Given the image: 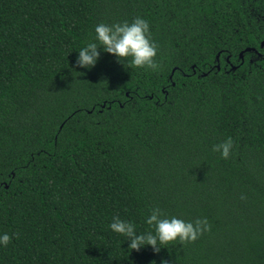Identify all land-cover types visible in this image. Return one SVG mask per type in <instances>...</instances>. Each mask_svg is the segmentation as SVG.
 Returning <instances> with one entry per match:
<instances>
[{
  "label": "trees",
  "instance_id": "obj_1",
  "mask_svg": "<svg viewBox=\"0 0 264 264\" xmlns=\"http://www.w3.org/2000/svg\"><path fill=\"white\" fill-rule=\"evenodd\" d=\"M135 17L158 70L75 65ZM262 41L264 0H0V264H264ZM153 207L209 230L153 252L108 227Z\"/></svg>",
  "mask_w": 264,
  "mask_h": 264
},
{
  "label": "clouds",
  "instance_id": "obj_2",
  "mask_svg": "<svg viewBox=\"0 0 264 264\" xmlns=\"http://www.w3.org/2000/svg\"><path fill=\"white\" fill-rule=\"evenodd\" d=\"M101 51L113 55L117 62L130 68L156 71L160 66L155 59L158 46L151 39L148 21L141 17L110 25L96 24L94 36L79 48L74 63L79 68L91 69L97 63ZM212 150L226 160L232 153L233 141L230 137L226 138L213 145ZM145 223L149 230L143 233H138L132 222L119 217H113L108 227L123 236L131 250H139L147 245L153 252H159L162 246L172 243H192L209 230L207 219L185 221L175 216L166 217L158 207L150 209ZM14 236L15 233L10 236L7 232H0V248L6 247Z\"/></svg>",
  "mask_w": 264,
  "mask_h": 264
},
{
  "label": "flooded vegetation",
  "instance_id": "obj_3",
  "mask_svg": "<svg viewBox=\"0 0 264 264\" xmlns=\"http://www.w3.org/2000/svg\"><path fill=\"white\" fill-rule=\"evenodd\" d=\"M262 51H258L256 49L254 50V53L257 54V57H263L264 56V41L261 43Z\"/></svg>",
  "mask_w": 264,
  "mask_h": 264
}]
</instances>
